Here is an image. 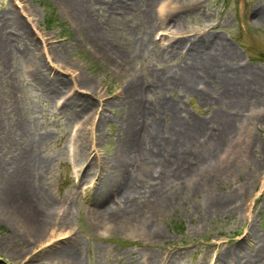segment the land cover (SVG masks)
Listing matches in <instances>:
<instances>
[{
	"label": "rangeland",
	"instance_id": "1",
	"mask_svg": "<svg viewBox=\"0 0 264 264\" xmlns=\"http://www.w3.org/2000/svg\"><path fill=\"white\" fill-rule=\"evenodd\" d=\"M80 1L70 0L71 5H81ZM68 2L0 0V24L8 18L27 42L25 57L16 51L7 66L0 63V95L20 103L28 140L41 138L35 148L42 160L36 172L38 188L33 196L23 193L12 203L24 217L35 209L33 204L40 215H49L36 223V228L43 229L42 237L28 246L17 240L25 227L0 210V264H63L54 254L61 256L68 248L74 251L77 264H152V257L155 264H222L221 253L247 248L251 239L264 235V87L245 105L226 95L228 86L221 71L204 79L199 70L190 90L177 82L187 61H192L182 44L199 43V35L209 42L218 39L223 49L234 51L223 67L239 65V60L242 68L247 65L264 75V19L251 15L253 9L264 8V0H122L133 4L129 8L121 0H82L98 36L88 34V18L76 20L79 9L73 6L72 11ZM41 65L49 67L51 75L60 72L57 75L65 78L70 91L86 87L76 79L82 71L99 86L107 102L102 104L95 93L80 94L88 105L70 119L59 109L62 93L49 97L33 85L35 70L31 68ZM159 80L164 83L154 84ZM127 85L144 89L143 106L144 101L158 106V98L166 97L174 101L184 123L204 124L196 139L187 137L190 143L172 151L170 143L184 139V133L176 132L172 124L181 123L174 122L171 112L158 116L160 140L150 142L147 134L142 135L145 149L131 158L133 176L145 185L149 180L161 183L171 201L158 207L147 194L138 212L117 223L109 217L93 218L92 210L105 209L112 203V194L96 197L105 184H87L80 169L88 160L77 159L73 151L80 131L85 136L83 149L95 157L96 164L112 156L123 133L118 126L124 109L115 103ZM18 114L8 108L4 120L15 124ZM230 121L232 126L213 149L212 137L218 138L224 123ZM155 144L168 147L158 151ZM18 146L4 157L6 172L21 159ZM176 161L179 169L173 168ZM97 173L93 170L89 180ZM0 189L1 197L3 182ZM12 190L13 197L17 193ZM223 196L224 207L216 209L213 199ZM145 225L152 231L145 230Z\"/></svg>",
	"mask_w": 264,
	"mask_h": 264
},
{
	"label": "bare ground",
	"instance_id": "2",
	"mask_svg": "<svg viewBox=\"0 0 264 264\" xmlns=\"http://www.w3.org/2000/svg\"><path fill=\"white\" fill-rule=\"evenodd\" d=\"M71 1L73 3L75 2V0ZM80 2L81 5L78 2L77 5H71L70 0L68 2V6H71L72 11L76 8L79 9L80 14H82L74 16V18L78 21H82L83 19L86 20V18H88V34L90 36L97 35V28L94 26V22H91L92 24L89 23V14L87 15L86 8L82 6V0ZM121 4L127 8L133 7V4H125L122 0ZM73 6H75V8ZM147 12H151V9H148ZM251 12V15L254 16L255 19H264V8L258 7ZM8 21L9 19L6 18L4 25L0 24V63L6 66L10 56L13 57L14 54H16V51H19L20 55L23 53L25 57V49L27 48V42L22 38V35H20V31L14 23H9ZM7 25L10 29H5ZM199 39V43H196L193 46L185 43L182 44V48L186 50V53L189 54L188 57H190L192 61H187V64L183 69L184 72L177 82L186 90H190L192 82L196 79L199 70L203 71L201 76L204 79L206 76H213L214 72L218 70L225 74L223 75L225 76L224 82L228 86L226 95L232 100L238 101L240 104H248L251 101L250 96L255 92L258 93L261 91V88L263 89L264 85H261V83L264 84V75H261L258 70L247 65L242 68L239 60V65H236L238 63H228L223 67L227 60L226 58H229L230 60V56H232L234 51L232 52L229 48L223 49L225 45L223 46L221 41H217L218 39L209 42L206 41L202 35H199ZM54 52L56 55L60 54L59 50H54ZM48 69L49 67H44L43 65H41L40 68H31V72L35 70L34 81L36 82L33 85L45 95H49V97L51 95L53 96L55 93H62V97L60 98H62L63 102L59 105V109H61V112L66 114L70 119H74V117L82 113L88 105L85 101L81 100L80 94L95 93L100 101H102V104L107 102V98L103 97V94L99 90V86L94 81L88 80L87 76H85L82 71L78 72L76 79H78L82 85H86V87L80 86L82 90L76 89V91H70L68 88H65V78L61 75H57L60 72L51 75ZM242 72H247L248 75H244ZM7 73H11L10 69L7 70ZM250 75L253 76V78H251ZM254 77H256L255 80ZM258 79L262 80H260V84L257 81ZM162 83H164L163 80L154 82L156 85ZM136 88L137 87L134 85H127L125 90L122 91L124 95L119 97L118 101L115 103L116 105L123 106L122 108L124 109L118 126V130H123V133L120 132V140L122 142L118 141L115 151L111 153L112 156L104 157L99 164H96L95 157L92 156V158H90V155L87 154L88 152L83 149L85 146V136L83 135V132H76L73 151L75 157L79 159L85 156L88 160L87 166L81 167L83 169H80L82 177L86 178V181L88 179V185L96 186L97 183L102 185L105 184V188L102 189L96 197H109L110 194H112V203L108 204L107 207L102 210L103 212H100V209L97 208L92 210V216L94 219H99V217L102 216L112 218L114 219L113 221L117 223H123L128 219L127 217L134 215L142 206H144L147 201L144 196L147 194L150 195L149 199H151V201H153L158 207L159 205H166L170 202V194L163 189L161 183L158 184L157 181L149 180L145 185L143 181L135 180L133 176L134 163L131 161V158H136L138 155L140 156L145 149L141 146L142 135L145 136V134H147V140L150 142L152 140H160L158 135L160 131L159 126H162V124L159 125L157 119L161 113L166 114L167 112H171L173 114L174 122L181 123L177 126L172 124L173 129H176V132L184 133L183 140L174 139L170 143L172 151H176L180 144L186 145L191 142L190 139H196L199 130L204 124L202 122L191 123L188 120H185L186 123H184L175 109L174 101L166 97L158 98L156 103L159 104L158 106H153L149 104L148 101H144L145 105L143 106V97L141 94L144 89L141 90ZM202 98L207 99L206 94H202ZM109 104L112 105L111 103ZM8 108H11V110L16 109V111L20 113L18 114V121L15 122V124L12 123L13 120L9 123L4 120V115ZM21 110L22 108L19 102H8L5 100V97L3 98V96L0 95V182H3V185L5 186L4 193L2 194L3 196L1 195L0 197V210H2V212L4 211V214L8 219L17 222L18 224L20 222L23 223H20V225L24 226L25 230H22V233L17 235V240H19V242L25 241L28 246H32L42 237L41 233L43 232V229L39 230L36 228V223H39L41 220H47L49 215L46 213L40 215L41 213H38L39 210L37 206L33 204L35 209H31V214L29 212L28 215L24 217L22 216V212L19 211L20 207L18 208L16 203H12L16 197H20L23 193L33 196L32 193L35 191V187L38 188L35 184V179L37 178L36 172L42 165V160L39 159L35 149L41 138H34L32 141L28 140L26 137V124L21 116ZM99 110H101V108H99ZM151 116L153 118L151 120L152 124L147 123L145 120L143 121V119H147ZM224 124L227 125L226 127L224 126L220 136H218V138H216L217 136L212 137V140H216L212 146L214 147L215 145L213 149L219 147L223 134L226 133L227 129H230L233 122L230 121ZM204 133L206 134V131H204ZM187 137L190 139H187ZM18 144L20 146H18ZM16 145L20 148L21 159L17 160V162L15 160L16 163L14 166L16 167L11 171L8 170L6 172L8 160H4V157H7ZM156 146L158 147V151L165 150L168 147L167 145L161 146L160 144ZM13 163L14 160H12V165ZM179 164L180 163L177 161L174 162L172 165L175 167L173 168L176 169L177 167V169H179L181 166ZM93 170L98 171L99 173H97L94 179L91 178L89 180L90 173ZM146 186L148 188H146ZM11 190L15 191L18 195L15 194L13 197L10 196ZM225 203L224 196L213 199V206L216 209L224 207ZM144 229L150 230V227L145 225ZM154 233L156 234L158 231L154 229ZM58 239H61V237ZM10 249L13 253L18 252V249L13 245H11ZM56 254L58 253H55L54 256L63 264H77L78 262L75 253L71 248L64 251L61 256ZM46 257L49 258V256ZM218 259L222 264H264V235L255 236L254 239H251V243H249L247 248L241 246L234 248L229 252L221 253ZM150 261L152 264H155V259L153 257Z\"/></svg>",
	"mask_w": 264,
	"mask_h": 264
}]
</instances>
